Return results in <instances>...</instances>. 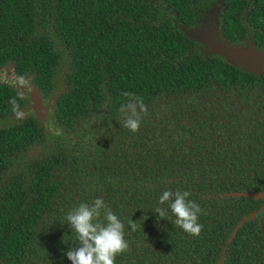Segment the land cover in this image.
Returning a JSON list of instances; mask_svg holds the SVG:
<instances>
[{"label": "trees", "instance_id": "obj_1", "mask_svg": "<svg viewBox=\"0 0 264 264\" xmlns=\"http://www.w3.org/2000/svg\"><path fill=\"white\" fill-rule=\"evenodd\" d=\"M0 69L50 108L45 130L0 81V264H71L66 214L96 198L115 264H264V0H0ZM165 190L199 236L157 218Z\"/></svg>", "mask_w": 264, "mask_h": 264}, {"label": "clouds", "instance_id": "obj_2", "mask_svg": "<svg viewBox=\"0 0 264 264\" xmlns=\"http://www.w3.org/2000/svg\"><path fill=\"white\" fill-rule=\"evenodd\" d=\"M122 96L132 97L129 92ZM125 113L122 126L135 132L139 129L140 112H147L142 100L129 102L121 106ZM187 191L165 190L159 197V205L153 211L158 219H164L170 209L175 217L174 223L189 235L199 236L203 225L198 223L200 206L188 197ZM167 205V207H163ZM103 215V221L101 216ZM67 224L77 235L79 244L69 248L65 253L71 264H115V257L128 250L129 244L125 239V225L104 203L102 198H96L92 203H80L66 214ZM132 230H136L134 221L129 222Z\"/></svg>", "mask_w": 264, "mask_h": 264}, {"label": "rangeland", "instance_id": "obj_3", "mask_svg": "<svg viewBox=\"0 0 264 264\" xmlns=\"http://www.w3.org/2000/svg\"><path fill=\"white\" fill-rule=\"evenodd\" d=\"M0 81L10 84L11 86L15 87L16 89H18L22 94H24V96H28L29 95V83L27 81H18L17 79H15L13 77V75L5 69H0ZM43 113L46 115L48 114L49 116L46 117L44 120H40L39 122L40 124L44 127V129L46 130V127H48L49 124V119H50V108H48V106H43ZM29 110L31 113L36 114L35 112H33L31 105L29 106ZM52 128V127H51Z\"/></svg>", "mask_w": 264, "mask_h": 264}, {"label": "water", "instance_id": "obj_4", "mask_svg": "<svg viewBox=\"0 0 264 264\" xmlns=\"http://www.w3.org/2000/svg\"><path fill=\"white\" fill-rule=\"evenodd\" d=\"M28 101L30 102L31 108L33 110V112H35L36 114H34L36 116V118H38V120L40 118L45 119L46 117H48V114H44L43 112V107L41 104V100L39 97V94L34 90V88H32L31 86L29 87V95L26 96ZM35 153V150L33 151V154ZM256 197H258L259 195L256 194ZM264 210V206L261 208V211ZM233 235V234H232ZM231 235V237H232ZM230 240V239H229ZM228 240V241H229Z\"/></svg>", "mask_w": 264, "mask_h": 264}, {"label": "flooded vegetation", "instance_id": "obj_5", "mask_svg": "<svg viewBox=\"0 0 264 264\" xmlns=\"http://www.w3.org/2000/svg\"><path fill=\"white\" fill-rule=\"evenodd\" d=\"M19 81V80H18ZM44 107L46 106V105H43ZM49 108V107H48ZM32 153H33V151H32Z\"/></svg>", "mask_w": 264, "mask_h": 264}]
</instances>
